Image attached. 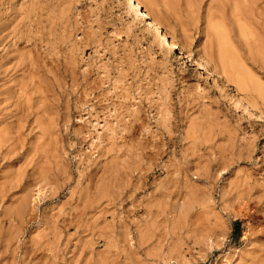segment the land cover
Here are the masks:
<instances>
[{
	"label": "rangeland",
	"instance_id": "obj_1",
	"mask_svg": "<svg viewBox=\"0 0 264 264\" xmlns=\"http://www.w3.org/2000/svg\"><path fill=\"white\" fill-rule=\"evenodd\" d=\"M136 1L165 40L126 0H0V264L264 259V96L226 79L220 2ZM256 2L226 28L264 92Z\"/></svg>",
	"mask_w": 264,
	"mask_h": 264
},
{
	"label": "bare ground",
	"instance_id": "obj_2",
	"mask_svg": "<svg viewBox=\"0 0 264 264\" xmlns=\"http://www.w3.org/2000/svg\"><path fill=\"white\" fill-rule=\"evenodd\" d=\"M217 1H219L220 2V6H218V11L217 12H219V16H217V20L219 19L220 20V22L217 24V25H214V26H212V28H211V31H212V35H213V37H215L214 39H216L215 40V44H214V47L215 46H217V49H216V51H217V54H218V56H219V60H220V64L223 66V68L224 69H226V71L228 72V73H230V74H232V75H230V74H228L229 75V77L227 78L226 76V79H228L227 81H230V80H232V78H231V76H233V79H235V82L237 83V89L239 88V90L242 92V91H246V93L248 92V91H250V90H253V91H256L260 96H264V92H262V91H260V89H257L254 85H253V83H252V78L250 77V75H249V72H248V69L241 63V61H240V59L238 58V55H237V53H236V48L232 45V38H231V36H234V35H230V30H229V32H228V29L226 28V27H228V24L226 23V17H227V15H226V13H228V12H231V17L234 19V20H236V21H234V22H237L238 24H240L241 22H248V21H251L250 19L251 18H253L254 16H255V14H258V12H257V10H246V12H245V9H246V7L245 6H248V4L250 3L251 4V6L253 5V6H255L256 5V1H258V0H249V2H248V4L247 5H245L246 3H244L243 4V1L241 2L240 0H217ZM215 2V1H214ZM246 2H247V0H246ZM126 4H127V6H128V8L129 9H131L132 11H134V12H136V14H137V16L142 20V21H147L149 24H150V26L152 27V28H154V30H155V32L156 33H158L159 35H160V37L162 38V39H164L165 40V37H164V35H163V33L160 31V29H159V25H158V23H157V25L153 22V21H151V16L149 15V13L147 12V11H145L143 8H142V6L136 1V0H126ZM192 4V3H191ZM249 4V5H250ZM245 5V6H244ZM217 6V5H216ZM261 6H262V4H261ZM250 7V6H249ZM245 8V9H244ZM257 8V7H256ZM263 8H264V6H263ZM217 9V8H216ZM251 9V8H250ZM254 9V8H253ZM258 9V8H257ZM257 12V13H256ZM262 12H264V11H262ZM262 12H261V17H262ZM218 14V13H217ZM211 15V14H210ZM253 16V17H252ZM212 17H214V16H212ZM255 18V17H254ZM256 21H257V19H256ZM261 21V20H260ZM218 22V21H217ZM252 22V21H251ZM258 22V21H257ZM254 23V22H253ZM250 23H248V25H249ZM249 26H251V25H249ZM253 26H256V25H254L253 24ZM230 27V26H229ZM255 28V27H254ZM2 29V28H1ZM240 29H241V26H240ZM244 30V29H243ZM242 31V30H241ZM240 31V32H241ZM2 32H5L4 30L2 31ZM232 33V32H231ZM2 34V33H1ZM233 34V33H232ZM242 36L244 35V32L242 31ZM250 34H251V32H250ZM247 35V34H246ZM155 36V35H154ZM7 36L5 35V37L4 38H6ZM212 37V36H211ZM212 37V38H213ZM246 37H248V36H246ZM8 38V37H7ZM6 38V39H7ZM3 40V39H2ZM1 40V42L2 43H4V41H2ZM170 40V39H169ZM248 41V40H247ZM250 41V40H249ZM0 42V44H2ZM234 43V42H233ZM248 43V42H247ZM258 43V42H257ZM260 44H262V43H260ZM165 45H166V49H171V48H176V46H175V44H174V42H172V40L171 41H166V43H165ZM249 45H251L250 43H249ZM237 46V45H236ZM245 48H247V47H245ZM250 48V47H249ZM256 48V47H255ZM239 49V48H238ZM254 51H256V50H254ZM182 53V52H181ZM181 53H180V56L183 58V56H184V54L183 55H181ZM241 53V52H240ZM254 53V52H253ZM261 53V52H260ZM263 56V55H262ZM242 59V58H241ZM256 59V58H255ZM28 60V59H27ZM246 63V62H245ZM33 65H34V63H33ZM35 66H36V64H35ZM259 66V65H258ZM30 68H33V67H30ZM29 69V68H28ZM34 69V68H33ZM32 69V70H33ZM34 70H36V69H34ZM31 71V70H30ZM224 72V71H223ZM225 73V72H224ZM31 74V73H30ZM35 76H37V75H35ZM235 77V78H234ZM231 78V79H230ZM34 79V78H33ZM35 80V79H34ZM234 81V80H233ZM232 81V82H233ZM47 83H48V81H47ZM51 83V88H52V82H50ZM234 83V82H233ZM45 84H46V82H45ZM256 84V83H255ZM36 85H38L37 83H36ZM35 85V86H36ZM50 85V84H49ZM58 85V84H57ZM39 86H40V84H39ZM43 86V85H42ZM41 87V86H40ZM47 87V86H46ZM48 89V88H47ZM263 90V89H262ZM239 91V92H240ZM252 91V92H253ZM251 92V91H250ZM254 93V92H253ZM12 95V94H11ZM253 95H255V94H253ZM222 96H223V94H222ZM227 96V95H226ZM226 96H224V97H226ZM4 97H5V95H4ZM7 98V97H6ZM10 97L8 96V100H6V101H9L10 99H9ZM11 98H12V96H11ZM225 99H227V98H225ZM13 100V99H12ZM230 99H228L227 101H229ZM11 101V100H10ZM231 101V100H230ZM2 102V101H1ZM231 102H233V101H231ZM231 102H230V104H231ZM11 103V102H10ZM233 104L234 103H232V106H233ZM9 105V104H8ZM9 106H11V105H9ZM235 106V105H234ZM250 107V106H249ZM251 108V107H250ZM8 110V109H7ZM11 110V109H10ZM254 110V109H253ZM5 111V110H4ZM8 112H10V111H8ZM11 113V112H10ZM9 113V114H10ZM8 114V113H7ZM10 116V115H9ZM4 117H5V114H4ZM3 117V118H4ZM2 118V117H1ZM0 118V119H1ZM5 118H9L8 116L7 117H5ZM4 118V119H5ZM1 121V120H0ZM4 121V120H3ZM6 122V121H5ZM6 123H9V122H6ZM9 125V124H8ZM5 126H7V125H5ZM8 127H10V125L8 126ZM11 128V127H10ZM9 128V130H10V132H9V130H8V132H7V130L6 129H4L6 132H7V134H12V131H11V129ZM8 129V128H7ZM5 136V135H4ZM8 136V135H7ZM12 136V135H11ZM2 137V136H1ZM13 137V136H12ZM7 138V137H6ZM10 139V138H9ZM8 139V149H9V151H11V149H12V147L14 146L13 145V142H11V139L9 140ZM14 139V138H13ZM15 140V139H14ZM1 141H2V139H1ZM3 142V141H2ZM7 142V141H6ZM1 143V142H0ZM5 143V142H4ZM4 143H3V146H4ZM12 143V144H11ZM6 144V143H5ZM1 145V144H0ZM13 145V146H12ZM7 147V146H6ZM6 147H5V149H6ZM1 149V148H0ZM8 149H6V150H8ZM5 150V151H6ZM1 151V150H0ZM12 153V152H11ZM8 153H6V155H7ZM6 155H4V156H6ZM1 156H3V154H1ZM10 156V155H9ZM9 156H7V158L9 157ZM2 158V157H1ZM6 158V157H5ZM3 159V158H2ZM7 162H9V164H11L12 163V159L10 158H8V161ZM11 166V165H10ZM11 168V167H10ZM9 168V169H10ZM9 180H10V178H9ZM237 197V196H236ZM10 252H12V250L10 251ZM11 255V254H10ZM12 255H13V258H14V254L12 253ZM261 255V254H260ZM57 256V255H56ZM55 256V257H56ZM259 256V255H258ZM257 256V257H258ZM261 256H264V255H261ZM8 257V256H7ZM45 257V256H44ZM54 257V258H55ZM255 257V256H254ZM256 257V258H257ZM10 258H12V256L10 257ZM9 258V259H10ZM12 258V259H13ZM263 258V257H262ZM15 259V258H14ZM14 259H13V261L10 263V264H15L14 263ZM48 259H50V258H48ZM53 259V258H52ZM256 260V259H255ZM257 260H259L258 258H257ZM9 261V260H8ZM254 261V260H253ZM258 262V261H257ZM23 263V262H22ZM32 263H33V261H32ZM31 263V264H32ZM36 263H38V261L36 262ZM254 263H256V262H254ZM253 263V264H254ZM260 264L261 263H264V259L262 260V261H260L259 262ZM8 264V263H7ZM24 264V263H23ZM26 264V263H25ZM27 264H29V263H27ZM40 264V263H39ZM42 264V263H41ZM50 264V263H49ZM257 264V263H256Z\"/></svg>",
	"mask_w": 264,
	"mask_h": 264
}]
</instances>
